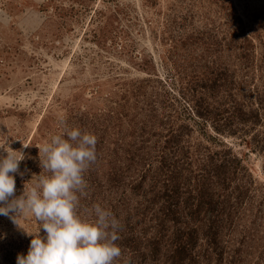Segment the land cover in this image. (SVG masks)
<instances>
[{
  "label": "rangeland",
  "instance_id": "rangeland-1",
  "mask_svg": "<svg viewBox=\"0 0 264 264\" xmlns=\"http://www.w3.org/2000/svg\"><path fill=\"white\" fill-rule=\"evenodd\" d=\"M66 128L97 137L77 213H111L120 264H264V0H0V147L30 170L16 196ZM17 220L0 215V264L45 235Z\"/></svg>",
  "mask_w": 264,
  "mask_h": 264
},
{
  "label": "clouds",
  "instance_id": "clouds-1",
  "mask_svg": "<svg viewBox=\"0 0 264 264\" xmlns=\"http://www.w3.org/2000/svg\"><path fill=\"white\" fill-rule=\"evenodd\" d=\"M96 145L94 134L66 128L63 135L37 146L42 171L50 175L34 174L38 181L31 187L26 182L20 196L15 195L16 175L23 177L30 171L20 170L25 154L0 147L7 152L6 156L0 154V215L20 227L17 217L31 214L45 233L24 230L33 238L27 255L19 254L16 264H120L121 254L116 250L120 229L111 213L96 205L93 222L77 213L78 193L86 187L84 173L97 159Z\"/></svg>",
  "mask_w": 264,
  "mask_h": 264
},
{
  "label": "trees",
  "instance_id": "trees-1",
  "mask_svg": "<svg viewBox=\"0 0 264 264\" xmlns=\"http://www.w3.org/2000/svg\"><path fill=\"white\" fill-rule=\"evenodd\" d=\"M235 161H238V163H241V160L235 155H234V157L227 159V161H223V162L219 161L218 163L216 162L215 167H214V174L212 176L213 177H217L218 176L219 178L222 177L221 179H218L219 182H225L226 183V181H227V179L225 177L226 173H224V172H226L227 168H229V167L231 168V166H232V169H233V172H234L235 171V167H234L235 163H232V162H235ZM216 181H217V179H216ZM207 184H208L207 182L202 181V185L200 184L199 187H198V192L199 193H198L197 196L200 197V199H199V201L196 202V206L193 208L196 213H200V211L205 209L207 207L206 205L209 204L208 201H205V197H206L205 194L207 192ZM174 198H175V205H176V201L179 200V195L178 194H174ZM191 203L194 204V201H192ZM188 204H189V202L187 201L186 205H188ZM226 206H227V204H225V206L222 208V210L224 208H226ZM175 208L176 207L170 206L169 214H171L172 212L175 214ZM169 214L166 213V216H168ZM190 228L192 229L193 227H190ZM161 229H165V228L161 227ZM161 236L164 237L165 234H162ZM161 236H160V238L158 240L162 239ZM193 236L194 235H191L190 238H192ZM185 247H180L177 250H175V252H176V253L174 252L175 256L180 257L183 254H186L187 250L185 249Z\"/></svg>",
  "mask_w": 264,
  "mask_h": 264
}]
</instances>
